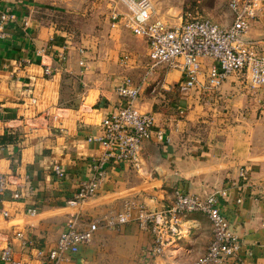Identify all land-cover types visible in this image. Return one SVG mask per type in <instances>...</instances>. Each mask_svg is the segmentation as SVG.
<instances>
[{"label":"crops","instance_id":"0c3cea01","mask_svg":"<svg viewBox=\"0 0 264 264\" xmlns=\"http://www.w3.org/2000/svg\"><path fill=\"white\" fill-rule=\"evenodd\" d=\"M7 8L16 16L4 26L5 35L0 27V173L9 180L0 194V249L9 239L16 256L43 264L35 248L22 250L12 238L16 229L33 247L48 248L71 213L88 220L129 197L162 209L180 188L201 196L218 192L220 210L241 242L225 264H264V85L252 88L229 74L218 87H207L206 59L188 88L180 86L178 68L162 63L149 70L146 40L110 18L113 9L120 17L127 11L118 0H0V10ZM159 14L153 3L152 17L162 19ZM210 15L222 26L233 20L230 9ZM244 38L264 51V0ZM45 65L52 68L49 77ZM126 76L139 85L134 106L154 118L140 166L108 163L98 193L70 205L101 150L88 137L101 133L100 120L118 103L115 87ZM15 188L18 198L12 197ZM29 207L36 212L28 213ZM181 224V233L157 256L148 251L151 233L135 220L100 226L91 242L70 254L72 264H191L212 238L211 223L191 211Z\"/></svg>","mask_w":264,"mask_h":264},{"label":"built area","instance_id":"2783aa9c","mask_svg":"<svg viewBox=\"0 0 264 264\" xmlns=\"http://www.w3.org/2000/svg\"><path fill=\"white\" fill-rule=\"evenodd\" d=\"M118 1L126 6L127 11L120 17L117 10L113 9L110 18L112 22H121L135 35L146 40L149 70L162 63L178 68L182 73L180 86L188 88L196 84L206 59L209 60L207 87H218L229 74L240 76L252 88L264 85V51H258L244 38L251 20L260 8V0H229L233 20L228 26L199 15H190L178 22L169 23L152 17V0ZM15 16L10 8L0 10L1 35L6 34L4 26L14 20ZM58 58L60 61L65 60L64 48L59 51ZM43 73L45 77L51 76L52 68L45 65ZM115 90L119 101L101 118V133L88 137V140L98 142L100 153L92 157L89 176L78 182L73 196L67 200L70 205L84 202L98 193L108 163L123 160L135 168L140 166L142 142L152 135L154 118L152 114L134 106L133 101L139 95V85L134 84L129 76L116 85ZM30 99L32 102L36 100L34 96H30ZM163 134V130L157 128L156 138L162 139ZM54 170L58 176H64L60 165L55 164ZM242 175L246 176L244 173ZM8 183L7 175L0 173V194L8 188ZM219 193L225 194L226 190ZM173 194V200L162 209H151L145 201L129 197L122 200L121 207L109 209L88 220L83 219L81 212L71 213L55 244L48 248L33 247V240L22 229H16L12 238L19 240L22 250L35 248V253L44 257L43 264H72L70 254L81 245L91 242L100 226L115 228L135 220L140 228L151 233L148 251L152 256H157L164 253L166 246L181 233V218L187 212L200 211L211 223L212 238L194 264H225L237 255L241 242L220 210L218 192L201 196L174 188ZM19 196L20 190L15 188L12 197ZM1 212L8 215L5 208ZM27 212L33 214L36 208L29 207ZM0 259L5 264H28L22 257L16 256L9 239L0 249Z\"/></svg>","mask_w":264,"mask_h":264},{"label":"rangeland","instance_id":"374dc122","mask_svg":"<svg viewBox=\"0 0 264 264\" xmlns=\"http://www.w3.org/2000/svg\"><path fill=\"white\" fill-rule=\"evenodd\" d=\"M228 1L229 0H152L158 9V14L160 13L159 16L169 23L178 22L190 15L205 16L212 19L210 15L212 12L222 14L225 13L227 9H230ZM198 258L191 264H194Z\"/></svg>","mask_w":264,"mask_h":264}]
</instances>
